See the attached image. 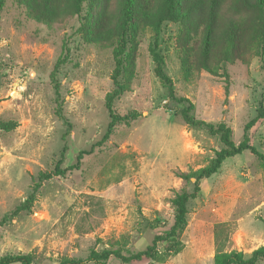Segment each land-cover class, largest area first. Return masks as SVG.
Wrapping results in <instances>:
<instances>
[{
	"label": "rangeland",
	"instance_id": "1",
	"mask_svg": "<svg viewBox=\"0 0 264 264\" xmlns=\"http://www.w3.org/2000/svg\"><path fill=\"white\" fill-rule=\"evenodd\" d=\"M158 46L174 96L154 72ZM125 43L123 91L113 100L115 51ZM244 132L264 155V10L258 0H5L0 11V259L60 264L90 252L143 250L168 231L181 189L223 148L218 135L190 126L181 110ZM60 109V115L57 110ZM83 155L78 168L67 169ZM62 175L51 172L61 151ZM33 194V197L31 195ZM31 199V200H30ZM220 249L246 257L264 244V159L226 158L200 180L179 237L155 257L106 264H213ZM177 250V252H176ZM12 264H21L15 262ZM87 264H95L88 262ZM257 264H264L261 261Z\"/></svg>",
	"mask_w": 264,
	"mask_h": 264
},
{
	"label": "trees",
	"instance_id": "2",
	"mask_svg": "<svg viewBox=\"0 0 264 264\" xmlns=\"http://www.w3.org/2000/svg\"><path fill=\"white\" fill-rule=\"evenodd\" d=\"M258 1L264 10V0H258ZM4 2L5 0H0V11L4 6ZM77 2L80 3L81 0H77ZM166 3H167V8L171 12V9L173 10V8L175 7V0H166ZM132 6H133V0H124V19L127 21H130V17L132 14ZM158 36H159L158 30H155L154 41L149 48L150 55L154 62V72L155 75L159 78V80L165 86L168 87L170 96H174L173 88H172V80L165 70V59L158 46ZM124 43L125 42L122 41L120 47L117 48V50L115 51V68L113 71V79L116 87L113 90V92L108 94L106 98V108L109 113L110 121L108 123L107 131L103 138L107 137V134H109L112 127L115 125L117 121L123 120L122 117H119L117 114H115L112 104L115 97H117L124 89L123 85L120 84L118 81L119 76L122 74V68H123L122 54H123V49L125 47ZM181 100L188 103V105L181 110V114L185 123L194 127L196 126L206 127L212 135H218L220 137V141L223 143L224 146L220 150L214 151V158L210 161V163L207 166L198 169L194 173L182 174L180 176L184 180H187L190 177H194L193 190L188 191L186 189H181L178 192H176L175 196L171 200L172 206L175 209V213H174L173 224L170 227V229L168 231H164L156 234L153 237L150 245L146 246L143 250L131 253L128 256H125L117 251L115 252L108 250H102L101 252L92 251L90 252L89 256L84 259H65L60 264H87L88 262L91 261L94 262L95 264H106L108 258L111 255L120 258L124 262L155 257L156 245L160 242L175 240L176 238L179 237L180 233L184 230L185 226L187 225V203L189 200L196 198L200 193L201 179L209 178L211 175L216 173L219 170L222 162L226 158L241 154L244 151H249L250 153L264 159V155L261 154L259 151H257V149L250 143V137L249 134L247 133V129L244 132L241 140L236 144L231 138V130L228 125H226L223 122L218 124H213L202 120L194 119L191 113L193 109V104L187 101V99L182 98ZM57 112L60 115V109H58ZM96 146H97L96 144H93L88 151L85 150L80 151L77 155V162L74 165L68 167L67 169L78 168L79 162L83 158V155L90 153L93 150V148ZM65 150H66V146L64 145L60 154V159L55 165V168L51 172L42 174V179H49L52 176L64 174L65 170L67 169H61L59 166L64 156ZM32 197L33 194L31 195L30 198ZM23 208H28V204L25 203L24 205L14 210L12 214L3 216L0 219V226L3 225L8 220H10V218L18 210H21ZM215 236H216V240H215L216 249L213 256V264H257L261 261H264V244L254 249L250 253V255L246 257L243 253L234 250L225 251L223 249H220L217 242L218 241L217 232L215 233ZM15 262H19L21 264H30V257L27 255H14V256H3L0 259V264H12Z\"/></svg>",
	"mask_w": 264,
	"mask_h": 264
},
{
	"label": "crops",
	"instance_id": "3",
	"mask_svg": "<svg viewBox=\"0 0 264 264\" xmlns=\"http://www.w3.org/2000/svg\"><path fill=\"white\" fill-rule=\"evenodd\" d=\"M204 180H207V178H203Z\"/></svg>",
	"mask_w": 264,
	"mask_h": 264
}]
</instances>
